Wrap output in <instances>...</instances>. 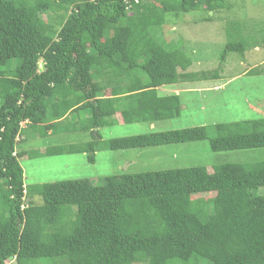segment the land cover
Segmentation results:
<instances>
[{"label": "trees", "instance_id": "1", "mask_svg": "<svg viewBox=\"0 0 264 264\" xmlns=\"http://www.w3.org/2000/svg\"><path fill=\"white\" fill-rule=\"evenodd\" d=\"M231 1L0 0V264H264V161L26 187L16 151L30 130H83L94 140L45 154H86L95 163L99 129L118 114L125 124L180 117V95L159 89L209 73L188 72L190 58L156 30L169 14L215 13ZM245 49L229 40L222 64ZM215 129L213 139L196 127L115 138L105 148L208 139L214 152L264 148V118ZM205 194L216 196L196 198Z\"/></svg>", "mask_w": 264, "mask_h": 264}, {"label": "rangeland", "instance_id": "2", "mask_svg": "<svg viewBox=\"0 0 264 264\" xmlns=\"http://www.w3.org/2000/svg\"><path fill=\"white\" fill-rule=\"evenodd\" d=\"M230 6L228 10L215 13L197 10L169 14L166 24L156 30L171 47L180 49L190 58L192 66L188 72L209 73L206 80L165 86L167 91L159 92L160 95H180V117L163 120L155 126L115 122L113 126L99 129L101 139L97 140L101 149L96 152L95 163H91L86 154H45L48 148L93 141L91 132L77 130L44 137L35 130L22 133L16 151L24 153L19 161L25 186L75 180H90L100 186L107 177L126 173L191 167L213 171L221 164L264 161V148L214 152L209 139L142 150L114 152L105 148V142L115 138L196 127H207L209 138L213 139L217 137V124L264 118V0H235ZM229 40L245 43L246 49L243 53L230 52L222 64L221 56ZM215 70L219 71V79L210 78ZM251 70L255 72L248 74ZM80 115L81 119L88 117L84 111ZM257 194L264 195V187ZM215 196L205 194L196 198Z\"/></svg>", "mask_w": 264, "mask_h": 264}, {"label": "crops", "instance_id": "3", "mask_svg": "<svg viewBox=\"0 0 264 264\" xmlns=\"http://www.w3.org/2000/svg\"><path fill=\"white\" fill-rule=\"evenodd\" d=\"M161 90H163V91H167V89L166 88H160L159 89V92L161 91ZM175 92V91H174ZM176 92H178V91H176ZM178 95V94H177ZM163 96V95H162ZM120 115L118 114L117 116H116V122H119V123H123V124H125L122 120H120L118 117H119ZM121 117V116H120ZM151 126H155V123L154 124H151Z\"/></svg>", "mask_w": 264, "mask_h": 264}, {"label": "clouds", "instance_id": "4", "mask_svg": "<svg viewBox=\"0 0 264 264\" xmlns=\"http://www.w3.org/2000/svg\"><path fill=\"white\" fill-rule=\"evenodd\" d=\"M218 89V88H217ZM12 263V262H11Z\"/></svg>", "mask_w": 264, "mask_h": 264}]
</instances>
